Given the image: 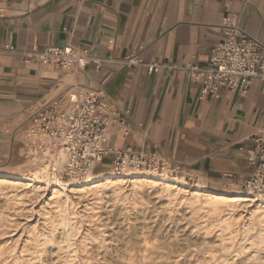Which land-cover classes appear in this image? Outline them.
<instances>
[{
  "label": "crops",
  "instance_id": "1",
  "mask_svg": "<svg viewBox=\"0 0 264 264\" xmlns=\"http://www.w3.org/2000/svg\"><path fill=\"white\" fill-rule=\"evenodd\" d=\"M225 17L264 43V0H0V159L33 111L80 85L102 91L119 113L113 147L148 146L209 185L240 186L252 174L251 137L264 130V81L211 98L187 70L207 64ZM65 45L97 62L61 73L25 57Z\"/></svg>",
  "mask_w": 264,
  "mask_h": 264
},
{
  "label": "rangeland",
  "instance_id": "2",
  "mask_svg": "<svg viewBox=\"0 0 264 264\" xmlns=\"http://www.w3.org/2000/svg\"><path fill=\"white\" fill-rule=\"evenodd\" d=\"M30 126L0 159V264H264V206L240 186L131 171L57 196L26 181Z\"/></svg>",
  "mask_w": 264,
  "mask_h": 264
},
{
  "label": "built area",
  "instance_id": "3",
  "mask_svg": "<svg viewBox=\"0 0 264 264\" xmlns=\"http://www.w3.org/2000/svg\"><path fill=\"white\" fill-rule=\"evenodd\" d=\"M220 28L222 39L212 47L207 64L187 67L191 79L201 84V94L211 98H217L221 88L245 93L253 80L264 81V43L249 36L235 17H225ZM4 49L14 50L10 46ZM25 57L42 65H52L61 73L82 71L89 62H97L69 45L34 48ZM128 64L135 63L129 60ZM156 68V64L147 66L150 73ZM28 121L31 131L44 134L51 148L65 150L68 161L64 173L68 178L82 181L109 155L113 157L111 172L116 175L130 169L183 175L180 165L169 162L154 148H116L110 144L111 130L122 120L102 91L74 85L33 111ZM251 142L253 147L247 153V163L252 174L240 188L256 200L264 201V130L253 135ZM184 179L191 181L193 176L185 173Z\"/></svg>",
  "mask_w": 264,
  "mask_h": 264
},
{
  "label": "bare ground",
  "instance_id": "4",
  "mask_svg": "<svg viewBox=\"0 0 264 264\" xmlns=\"http://www.w3.org/2000/svg\"><path fill=\"white\" fill-rule=\"evenodd\" d=\"M29 136L32 140V145H29L28 147V154H29V159H30V164L32 165L30 169H28V174L25 176L26 181L29 186H33L35 184H38L40 182H43L46 189L50 187H55L57 189H54L53 194L54 195H60L62 192H67L68 188L71 186H76V187H83L80 184L83 183L84 181L87 180L86 185H95V183H98L100 181H111L116 177H125L129 172L131 171H138L134 175H137L139 171L149 173V174H157V173H150L144 170L140 169H130L128 172L122 175H116L115 173L111 174L109 171H100L97 173L92 174L93 172H89L82 181L77 180L75 178H67L68 180L65 181V179L62 177L64 171H65V166L68 161L67 153L65 150L61 147L57 148H51L49 146V140L44 134H38L35 132H30ZM29 164V162H28ZM108 169V168H107ZM114 175V176H113ZM157 175H168L166 173L163 174H157ZM132 176V175H131ZM151 176V175H150ZM155 180V179H154ZM171 180V179H170ZM15 182V181H14ZM134 182V181H133ZM132 182V183H133ZM137 182V181H136ZM140 182V181H139ZM118 183V182H117ZM150 183V182H149ZM153 183V182H152ZM151 183V184H152ZM5 184V183H4ZM7 184V183H6ZM12 184V183H11ZM22 184V183H21ZM25 184V183H24ZM104 184V183H103ZM85 185V184H84ZM100 185V184H99ZM109 185V184H108ZM117 185V184H116ZM160 185V184H159ZM16 186V185H15ZM156 186V185H155ZM19 187V186H18ZM165 187V186H164ZM163 187V188H164ZM183 187V186H182ZM35 188V187H34ZM38 188V187H37ZM96 188V187H95ZM103 188V187H102ZM175 188V187H174ZM32 189V188H31ZM36 189V188H35ZM42 189V188H41ZM84 189L87 188H82L80 192L84 191ZM140 189V188H139ZM160 189V188H159ZM165 189V188H164ZM34 190V189H33ZM38 190V189H37ZM89 190V189H88ZM178 190V189H177ZM90 191V190H89ZM164 191V190H163ZM167 191V190H165ZM77 192V191H76ZM168 192V191H167ZM107 194V193H106ZM168 194V193H167ZM201 194V193H200ZM194 195V194H193ZM203 195V194H202ZM201 195V196H202ZM207 195V194H205ZM237 197H247L250 200L254 201L256 204H260L264 206V201L263 200H256L252 195L249 193H239L237 194ZM49 196V195H48ZM101 196V195H100ZM228 196V195H227ZM69 197V196H68ZM200 197V195H199ZM198 197V198H199ZM209 197V196H208ZM213 197V196H212ZM215 197V196H214ZM221 197V196H220ZM210 198V197H209ZM213 199V198H212ZM219 199V198H218ZM230 199V198H228ZM49 200V199H48ZM51 200V199H50ZM246 201L240 199H234L232 201ZM56 201V200H55ZM68 201V200H67ZM59 202V201H58ZM70 202V201H69ZM67 202V203H69ZM229 202V200H228ZM213 203V201H211ZM217 203V202H216ZM227 203V202H226ZM231 203V202H230ZM223 204V203H221ZM243 204V203H242ZM245 204V203H244ZM60 205V204H59ZM219 205V204H218ZM66 206V205H65ZM62 206V207H65ZM68 206V205H67ZM247 206V205H246ZM249 206V205H248ZM258 207V206H256ZM262 207V206H261ZM64 210L66 208H63ZM62 210V209H61ZM256 210V209H255ZM261 211V209H260ZM62 212V211H61ZM256 212V211H255ZM254 212V213H255ZM65 213V212H64ZM257 213V212H256ZM68 215V214H67ZM260 215V214H259ZM254 216V215H253ZM257 216V215H256ZM261 218V217H260ZM261 220V219H259ZM264 220V219H263ZM65 221V220H64ZM261 223V222H260ZM259 223V224H260ZM64 226V225H63ZM262 226V225H261ZM260 232V231H259ZM263 232V231H262ZM262 235V234H261ZM260 237V236H259ZM261 238V237H260ZM260 240V239H259ZM263 240V239H262Z\"/></svg>",
  "mask_w": 264,
  "mask_h": 264
}]
</instances>
